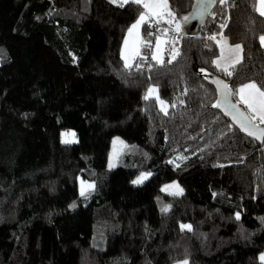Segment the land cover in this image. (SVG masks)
Masks as SVG:
<instances>
[{
    "label": "trees",
    "instance_id": "1",
    "mask_svg": "<svg viewBox=\"0 0 264 264\" xmlns=\"http://www.w3.org/2000/svg\"><path fill=\"white\" fill-rule=\"evenodd\" d=\"M192 1L168 0L177 23ZM255 2L217 0L196 35L142 25L153 47L126 68L120 46L136 4L0 0V264H262L264 141L212 106L207 80L264 85ZM164 35L161 64L151 53ZM211 36L243 47L231 77L213 63ZM64 129L75 142L61 141ZM113 135L125 145L107 169ZM78 176L94 185L85 196ZM171 180L182 194L161 192Z\"/></svg>",
    "mask_w": 264,
    "mask_h": 264
},
{
    "label": "snow or ice",
    "instance_id": "2",
    "mask_svg": "<svg viewBox=\"0 0 264 264\" xmlns=\"http://www.w3.org/2000/svg\"><path fill=\"white\" fill-rule=\"evenodd\" d=\"M111 3L116 4L118 7H124L128 3L136 4L139 9H142L139 11L138 18L136 19L135 23L131 25V27L128 29L129 36H132L135 32L136 39L133 41L132 49H131V56L133 58L139 56L141 59H147V57L141 56L140 48L141 46L151 49L153 45L150 42L143 41L140 38V28L142 25L147 24L149 27H151L153 19L156 24L160 23V20L163 19L165 16L173 17L175 14L170 10V6L168 3V0H110ZM224 0H221V3H223ZM253 8L255 11H257L260 16H264V0H256V2L253 4ZM200 11L198 13H194L191 17L192 19L197 18V16H202L204 6L203 4L199 5ZM185 21H188L190 19L189 16L183 17ZM167 23L171 24L172 21L168 20ZM176 31L180 30V25L176 24ZM168 32V29H164V33L166 34ZM148 36H152V32L147 33ZM209 39L215 40V36L209 37ZM259 42L262 47H264V35L259 36ZM128 40H125V46L128 45ZM168 43V41H162L159 36L156 37V43H155V51L151 53V58L153 60H156L158 63L163 64L164 61L162 59V45ZM219 43V42H218ZM227 44V40H224L223 44L220 45L221 47V56L220 59H217L213 63L216 65L218 69H221L227 76L231 77L233 75V70H235V67L237 64L241 63L243 60V56L241 53L243 52V47L240 44H235L234 46H229L227 48L228 56L225 57V45ZM171 59L168 60V63H172V60H174L177 56L180 55L179 51L175 49L174 47L171 49ZM125 67H131V65L128 63V57L125 56ZM221 59H227L228 60V66H222L221 65ZM139 67V65H137ZM231 69V70H230ZM203 71V69H201ZM217 84L218 90L220 91L221 99L218 100L215 104H213V107L221 108L226 115L231 116L232 120L237 122L240 129L242 131H245L247 135L254 136L256 139L264 138V129H259L258 125H255L252 123L253 120L259 119L260 123H264V85H258L255 81H250L248 83H242L238 88L235 86L230 87L229 84L216 80L214 81ZM249 90H254V95ZM157 90L155 88H149L147 91V94L144 96V99H149L150 96L153 95ZM238 96L239 99L236 102H233L231 97ZM156 99L161 104L162 108L161 110L164 111V101L159 100V97L157 96ZM238 104H243L246 106V108L249 110V112L252 113L251 119L238 108ZM165 114L167 112L165 111ZM239 117V118H238ZM250 128H256L258 131H260L261 135L257 136L254 131L249 130ZM62 136L65 137H74L75 133H62ZM64 143H70L73 142L72 140L65 139L63 140ZM122 143V142H120ZM110 167H113L114 164L110 162ZM148 174H141L140 177H138L136 180L133 181L134 184H140L143 182V180L147 179ZM81 196L86 195L85 189H92L94 188L93 184H87L83 181H81ZM168 187L166 186L162 191H167ZM175 187L178 189L176 194H182V189H179L178 185H175ZM74 206V205H73ZM168 207L162 209V211H168ZM236 218L239 219V213H237ZM182 228H188L191 230L190 225H181ZM260 260L262 261V264H264V255L260 256ZM183 264H188V261H183Z\"/></svg>",
    "mask_w": 264,
    "mask_h": 264
},
{
    "label": "rangeland",
    "instance_id": "3",
    "mask_svg": "<svg viewBox=\"0 0 264 264\" xmlns=\"http://www.w3.org/2000/svg\"><path fill=\"white\" fill-rule=\"evenodd\" d=\"M138 18V17H137ZM136 18V19H137ZM136 19L131 23V25L133 24V23H135V21H136ZM175 19V17L173 18V17H168V16H165L163 19H161L160 20V22H162V21H168V20H171L172 21V23L171 24H169L168 25V27H167V29H168V32H172V34H174V31H175V28H176V24H179V23H177V21H175L174 20ZM152 23H155V21H154V19H153V22ZM131 25L128 27V29L131 27ZM128 29L126 30V32H125V35H124V38H123V40H122V43H121V46H120V57H121V59H122V62H123V64L125 65V56H127L128 57V63L130 64V65H132L133 63H134V61H135V59H136V57L135 58H133L132 56H131V49H132V44H133V41L136 39V34H135V32L133 33V35L132 36H129V33H128ZM139 32H140V30H139ZM160 38H161V40L162 41H169V42H172V38L170 37V35H164V36H159ZM140 38H141V34H140ZM125 40H128V45L127 46H125ZM216 42H217V45H218V47H219V54H218V56L215 58V60L214 61H216L217 59H220V56H221V47H220V45L221 44H223V42H224V40H226V38L225 37H223V36H218L216 39ZM219 42V43H218ZM167 44V43H166ZM166 44H163L162 45V49H164V47H165V45ZM235 44H230L228 41H227V44L224 46L225 47V57H227L228 56V53H227V48L229 47V46H234ZM176 49V48H175ZM154 51H155V46H154ZM170 53H171V50H169V52L167 53L168 54V56H170L171 57V55H170ZM164 51H162V53H161V55H162V58H163V56H164ZM221 65L222 66H228V60L227 59H221ZM216 66V65H215ZM208 76V75H207ZM209 78H212L213 76H208ZM150 88H155V87H150ZM250 92H252L253 93V95L255 94L254 93V90H249ZM152 96H156V92L155 93H153V95ZM238 99H239V97L238 96H236L235 97V101H238ZM158 103H159V101H158ZM164 105H165V103H164ZM242 107H243V109L245 110V112L249 115V117L251 118V116H252V113L251 112H249V110L246 108V106L245 105H243V104H240ZM255 123H257V124H263V123H260V121H259V119L257 118V119H255V120H253ZM62 133H74L71 129H64V130H62L61 131V133H60V138H61V141H63V140H65V139H69V140H72L73 142H75L76 141V137L74 136V137H65V136H62ZM120 142H122V143H120ZM124 145H125V143H124V140L120 137V136H118V135H113L112 137H111V139H110V142H109V148H108V150H107V158H106V168L107 169H111V168H114L116 165H117V163H118V156H119V154H120V151L123 149V147H124ZM110 162L112 163V164H114V166L113 167H110L109 165H110ZM148 174L147 175V178L150 176V174H151V172H149V171H143V172H140V173H138L135 177H133V179L131 180V182L133 183V181L134 180H136L138 177H140L141 176V174ZM146 180V179H145ZM145 180H143V182L145 181ZM81 181H83L84 183H85V185H87V184H93L92 183V181H90V180H87V179H84V178H82V177H80V176H78L77 177V189H78V192L80 193L81 192V187H82V185H81ZM175 185H178L179 186V189H182L183 190V188H182V186L176 181V180H171V181H167V182H164L162 185H161V187H160V190H161V192L162 193H164V194H172V195H180V194H176L177 193V191H178V189L175 187ZM166 186H170V187H168V190L167 191H162V189H164ZM87 190H89V189H85V191H87ZM183 192V191H182ZM74 204H70V207L71 208H73L74 206H73ZM183 225H188L187 223H184ZM261 255H264V253H261V254H259V259H260V256ZM186 259H182V260H178V261H176L174 264H183V261H185ZM187 261V260H186Z\"/></svg>",
    "mask_w": 264,
    "mask_h": 264
},
{
    "label": "water",
    "instance_id": "4",
    "mask_svg": "<svg viewBox=\"0 0 264 264\" xmlns=\"http://www.w3.org/2000/svg\"><path fill=\"white\" fill-rule=\"evenodd\" d=\"M216 1L217 0H193L190 9L187 12H185V13H183V14H181L179 16V24H180V30H181L182 34H184V35H196V34H199V32H200V30H201V28H202V26H203V24H204V22L206 20V17L208 15V13L210 12L211 8L215 5ZM200 4H203L204 9H205L203 11V15L202 16L198 15L197 18L192 19L191 17L193 16V14L194 13H198L200 11V9H199V5ZM185 16H189L190 19L188 21H185L183 19V17H185ZM208 76H213V77L209 78ZM208 76H207V80L209 82H211L213 84V86H214L215 93H216V102H217L218 100L221 99V95H220V91L218 90L217 84L214 81H216V80H220V81H223V82H225V81L223 79H221L220 77L212 75V74L208 75ZM231 99H232L233 102H236L235 100H233L232 97H231ZM238 108L249 117V115L242 109V107L239 104H238ZM219 109L224 113V111L221 108H219ZM226 116L239 129V131L242 134H244L246 137H248L250 139H253V140H255V141L259 142V143H262L264 141V138L256 139L254 136L247 135V133L245 131H242L240 129L238 123L232 120L231 116H229V115H226ZM252 123L255 124V125H258L259 129H264V125H262V124H257L254 121H252ZM249 130L254 131L257 136L261 135L260 131H258L256 128H250Z\"/></svg>",
    "mask_w": 264,
    "mask_h": 264
},
{
    "label": "crops",
    "instance_id": "5",
    "mask_svg": "<svg viewBox=\"0 0 264 264\" xmlns=\"http://www.w3.org/2000/svg\"><path fill=\"white\" fill-rule=\"evenodd\" d=\"M262 125H264V123Z\"/></svg>",
    "mask_w": 264,
    "mask_h": 264
}]
</instances>
